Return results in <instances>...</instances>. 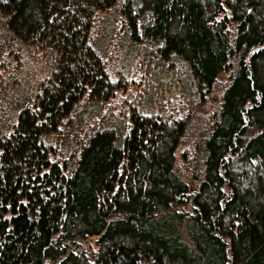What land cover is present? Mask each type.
<instances>
[{
  "label": "trees",
  "instance_id": "1",
  "mask_svg": "<svg viewBox=\"0 0 264 264\" xmlns=\"http://www.w3.org/2000/svg\"><path fill=\"white\" fill-rule=\"evenodd\" d=\"M143 51L193 102L228 76L194 191L197 128L115 112ZM3 58L0 264H264V0H0Z\"/></svg>",
  "mask_w": 264,
  "mask_h": 264
},
{
  "label": "rangeland",
  "instance_id": "2",
  "mask_svg": "<svg viewBox=\"0 0 264 264\" xmlns=\"http://www.w3.org/2000/svg\"><path fill=\"white\" fill-rule=\"evenodd\" d=\"M145 52L143 51V56L138 57L133 67H130L124 59H121L118 64L114 62V78L117 81V86L121 89L115 101V112L119 115L123 110L131 109L132 104L141 105L139 95H143L141 96L142 103H149L150 106H146L145 109H140L139 106V110L150 112L152 116L161 117V120L166 119L171 123L183 119L188 122V125L195 126L197 135L192 138V133H186L177 151V167L181 169L184 179L194 191L196 186L192 175L195 165L197 137L200 135L202 127L210 124L211 116L219 107L220 95L227 85L228 76L224 75L219 78L213 94L204 97L203 100L193 102L192 93L194 90L188 85L186 87L180 83V86H178L175 81H165V87L160 89V84H157L156 81L162 77L159 73L156 74L154 69L149 71L145 60ZM0 61L5 63L6 58ZM43 76L38 75L36 82L33 84L36 89L40 80L45 78ZM151 99L153 100L151 101ZM187 113L190 114L191 118H187L189 117ZM186 210L189 211V209ZM67 252L68 255L75 253L73 245L69 244Z\"/></svg>",
  "mask_w": 264,
  "mask_h": 264
}]
</instances>
